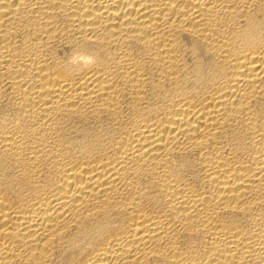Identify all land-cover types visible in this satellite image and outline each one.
<instances>
[{
  "label": "bare ground",
  "instance_id": "6f19581e",
  "mask_svg": "<svg viewBox=\"0 0 264 264\" xmlns=\"http://www.w3.org/2000/svg\"><path fill=\"white\" fill-rule=\"evenodd\" d=\"M0 264H264V0H0Z\"/></svg>",
  "mask_w": 264,
  "mask_h": 264
},
{
  "label": "clouds",
  "instance_id": "9594fccd",
  "mask_svg": "<svg viewBox=\"0 0 264 264\" xmlns=\"http://www.w3.org/2000/svg\"><path fill=\"white\" fill-rule=\"evenodd\" d=\"M82 60L85 65L91 64L93 62L91 57H79V58H74L73 62H78Z\"/></svg>",
  "mask_w": 264,
  "mask_h": 264
}]
</instances>
